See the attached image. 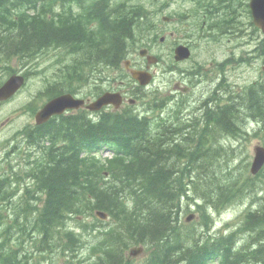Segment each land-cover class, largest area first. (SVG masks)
Listing matches in <instances>:
<instances>
[{"label": "trees", "instance_id": "1", "mask_svg": "<svg viewBox=\"0 0 264 264\" xmlns=\"http://www.w3.org/2000/svg\"><path fill=\"white\" fill-rule=\"evenodd\" d=\"M39 2L43 6L40 12L30 15L27 10L36 9ZM56 2L62 4L59 12L54 10ZM109 5L110 0H101L94 10L96 16L91 15L90 18V13H87L70 21L66 15L73 7L67 0H0V73L11 70L13 56L24 58L35 55L54 40L68 42L67 45L77 56L76 63L97 57L101 63L107 60L119 62L126 52L128 36L140 27L141 15L139 9L133 6L120 7L121 11H118ZM224 10L227 17L221 19L222 26L228 25L230 18H236L230 7ZM92 19L99 21L100 31L90 27ZM93 63L95 60L91 65ZM261 94L263 99L252 89L246 99H242V108L237 109L238 112L231 104L221 106L217 101L212 110L207 109L208 116L216 122V127L229 133L236 130L233 125L241 121V114L242 117L250 114L264 122V92ZM202 117L207 119L204 114ZM210 120L207 119V122ZM135 121L124 116L105 120L102 140L116 146L121 154L132 156L129 162L125 158H116L111 162L108 166L111 172L109 179L104 177V165L96 161H81L72 152L56 155L50 160L51 164L37 166L32 173L35 188L30 190L28 185L26 189L32 191L31 198L37 200L46 195L42 207L36 208L39 213L35 217V225L43 232V238L52 226L56 225L59 232L70 218L78 219L80 215L100 208L112 214L123 226L119 232L111 231L113 241L127 244L130 240L155 246L145 264H207L208 260L217 256L222 257V264H264V200L260 208L249 215L244 229L247 233L242 236L243 245L236 246L237 239L241 242V236L220 244L198 245L201 240L199 234L184 230L177 221L181 193L187 195L189 190V184L180 176L183 171L179 169V158L185 154L179 137L185 132L165 131L160 138L147 141V125ZM65 124L68 126L69 122L65 121ZM144 142L145 145L142 144ZM199 151L198 170L202 171L199 172L197 189L201 190L202 198L210 200L213 197L218 203L233 200L232 185L216 188L225 183L220 176L221 181H217L214 173L217 160L207 157L208 149ZM248 180L245 178L243 183ZM1 188L2 185L0 191ZM25 220L19 224L20 230L31 225L28 217ZM65 232L69 243L81 244L74 231ZM110 238L104 234L101 242L97 238L91 243L93 252L97 249L102 251L97 264H122L119 245L110 243ZM3 245L0 243V264L20 260L17 252L3 248ZM23 263L21 260L20 264Z\"/></svg>", "mask_w": 264, "mask_h": 264}, {"label": "rangeland", "instance_id": "2", "mask_svg": "<svg viewBox=\"0 0 264 264\" xmlns=\"http://www.w3.org/2000/svg\"><path fill=\"white\" fill-rule=\"evenodd\" d=\"M165 0H163L164 2ZM162 2V3H163ZM168 4H166L167 6ZM165 6V10L164 12L160 15V18L162 17L163 14L169 15L171 13L174 12L175 9L179 8L178 3H173L170 2V6L168 8H166ZM156 20H159V17H156ZM173 27H179V23H173L171 24V26H169V29L173 28ZM186 37L184 35V33H180L178 32L177 35H175V39H170L168 42L164 43L165 49L169 50L170 47L172 46V43L176 40H184ZM235 47H241V43L239 44H226L225 49H222L219 52V60L220 59H224L225 54L222 52L224 50H226L227 52L230 53V51L233 50V48ZM208 54H206V52L204 51V55L202 54V51H197L194 54V58L193 59H197V60H204L206 58ZM57 57V54L55 52L51 53L50 55H46L44 57H41L39 60V69H44V72L38 71L36 74H33V76L31 77L30 81H29V85L24 88L15 98H13L12 100H10L9 102H5L3 104L0 105V122L3 121L5 118H7L8 116L11 117V122L6 125L5 128H3L2 130H0V158L2 157L3 154V143L4 141H6L8 138H10L11 134L13 133V131L17 128H21L23 125L32 122V117L30 113H27L26 111H21L19 112V107H21L24 103H26L27 101H29L32 96L37 92V90L42 86L41 83V79L42 76H44V74L46 72H49L50 67L48 66L49 63H52V60L55 59ZM262 59L258 60L257 62H255L251 67H246L244 69L241 68V84L244 83V81H252L253 79H255L257 76H259V72H260V64H261ZM192 62H194V60H192ZM190 63H187L186 65H189ZM13 65L15 67H17L21 72H23L24 70H26L28 67H22L18 62H13ZM209 67V66H208ZM238 75V68H233L231 69V71L229 72V76L231 79L235 80L237 78ZM162 78H157L156 80V84L157 85H163V83L161 82ZM225 105V104H224ZM247 119L249 120L248 123V127L246 128V130L244 131V135L248 134V136H246L245 138H242L239 141H235V137L237 134L241 133V135L243 134V130H235L234 132H226L223 129H219L218 127H214L212 129H209L207 127H204L203 130L204 131H208L210 133V135L213 137L214 142L208 144V145H204L202 147L199 148V150H203V149H208V156L207 157H215L216 153L219 149V145L221 142H226L228 145L231 146L232 150L235 151L236 155L239 154L238 159L232 158L230 160L225 161L223 158L218 159V164H216L213 167L214 173L220 177L224 178V174L227 170V168L230 165H234L237 166L240 164L241 159L244 160V164H248L250 163L251 166V162L253 161L254 158V148L257 144H262L264 145V127L261 126V130L263 131H259L258 135H255L254 131L256 129L259 128V126L261 125V122L253 119V118H248L246 114H244L243 119ZM192 144L191 146H194L195 140H191ZM204 159V158H203ZM190 160H191V155H188L186 158L182 159L181 164L179 165V169L181 171H183L182 175H181V179H184V173H186V171H188V169L190 168ZM226 165L225 168H221L220 165L221 163H223ZM250 166H249V172H250ZM242 167V165H241ZM241 169V168H240ZM202 171V169L200 170ZM199 171V172H200ZM264 177V174H263ZM217 180V179H216ZM217 181H221L219 178ZM262 184L264 185V178L263 180H261ZM201 192V190H199ZM246 205L244 203H240L239 205L235 206L234 208H231L227 211H224L222 213V215L219 218V222L217 223V227L221 228V224L227 221H232V220H239L241 218V215L243 214V212L245 211ZM218 228V229H219ZM141 258H138V260H140Z\"/></svg>", "mask_w": 264, "mask_h": 264}, {"label": "water", "instance_id": "3", "mask_svg": "<svg viewBox=\"0 0 264 264\" xmlns=\"http://www.w3.org/2000/svg\"><path fill=\"white\" fill-rule=\"evenodd\" d=\"M251 7L253 10V15L255 17V21L258 25L262 26L264 28V0H252L251 1ZM177 57H184L186 56L187 49L185 47L179 48ZM23 77L21 76H13L10 81L0 89V98H5L11 95L14 91L17 90V88L20 86V83H22ZM106 99L108 97H105ZM51 110V107H48L45 112H48ZM256 158L252 167V171L254 173L258 172L259 169L264 164V148L263 147H257L256 148Z\"/></svg>", "mask_w": 264, "mask_h": 264}, {"label": "flooded vegetation", "instance_id": "4", "mask_svg": "<svg viewBox=\"0 0 264 264\" xmlns=\"http://www.w3.org/2000/svg\"><path fill=\"white\" fill-rule=\"evenodd\" d=\"M188 81L192 82V80H190V79ZM187 84L183 80L176 82L175 87H176V89H178V93H181V92L184 93L186 91V88L190 89V83H187Z\"/></svg>", "mask_w": 264, "mask_h": 264}, {"label": "bare ground", "instance_id": "5", "mask_svg": "<svg viewBox=\"0 0 264 264\" xmlns=\"http://www.w3.org/2000/svg\"><path fill=\"white\" fill-rule=\"evenodd\" d=\"M226 104H228V103H226ZM226 104H225V105H226ZM222 106H224V105H222ZM246 115H247L248 118H253V119H255V120H257V121L260 122V118L255 117V116H251L250 114H246ZM243 116H244V115H243ZM215 127H216V126H215ZM218 128H219V129H222V128H220V127H218ZM189 143H192L191 140L188 142V144H189ZM187 156H188V155H187ZM187 156H186V157H187ZM186 157H185V158H186ZM183 159H184V158H183ZM180 176H181V175H180Z\"/></svg>", "mask_w": 264, "mask_h": 264}]
</instances>
